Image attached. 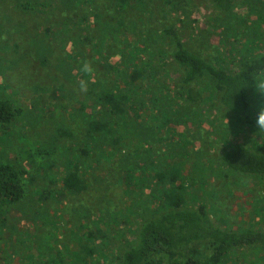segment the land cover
Segmentation results:
<instances>
[{
  "label": "trees",
  "instance_id": "trees-1",
  "mask_svg": "<svg viewBox=\"0 0 264 264\" xmlns=\"http://www.w3.org/2000/svg\"><path fill=\"white\" fill-rule=\"evenodd\" d=\"M1 1L23 18L13 24L10 16L0 23V52L10 51L8 66L0 62V70L37 69L30 81L41 74L51 82L50 97L63 94L54 98L47 120L59 111L58 118L66 122L56 129L59 139L43 141L35 154L7 146L15 158L0 163V234L10 228L8 209L38 218L44 206L38 208L37 201L61 204L58 196L72 202L90 196L104 220L110 216L104 207L114 204L115 190L122 186L121 208L113 206L111 221L127 229L113 238L116 250L105 252L108 236L96 229L86 233L74 264H229L231 253L244 249L261 252L251 264H264V228L235 230L219 225L223 221L216 216L212 224L205 204L188 196L190 185L198 181L212 185L216 196L218 187L232 195L251 180L264 203V139H253L261 101L251 87L237 91L249 79L252 63L264 57L258 26L264 23V0H211L220 14L219 26L236 20L239 8L245 7L257 20L249 23L241 15L247 30L258 29L248 40L239 41L236 33L222 29L225 39L233 36L234 41L221 53L217 47L208 52L211 45L198 37L196 47L189 45L175 28L189 19L195 0ZM0 14L6 16V11ZM9 23L10 29L5 28ZM55 34L63 37L62 50L52 45ZM21 48L25 50L19 53ZM84 61L95 69L87 93L78 87ZM11 88L10 100H0V128L23 120L30 122L24 129L36 127L34 112L43 111L42 117L50 113L37 103L45 90L23 108ZM205 106L228 120L221 154L215 158H208L202 142H195L207 115ZM246 131L252 135L246 142H227V136ZM102 172H107L105 178ZM39 179L46 181V195L34 186ZM88 214L84 209L79 215ZM87 227L82 222L77 229Z\"/></svg>",
  "mask_w": 264,
  "mask_h": 264
},
{
  "label": "rangeland",
  "instance_id": "rangeland-1",
  "mask_svg": "<svg viewBox=\"0 0 264 264\" xmlns=\"http://www.w3.org/2000/svg\"><path fill=\"white\" fill-rule=\"evenodd\" d=\"M0 2V11H6L7 16L0 14L1 24L5 23L6 19L10 21V16L13 24H16L23 18L21 14L14 13V11L10 9V6H6L7 3L2 4L3 1L1 0ZM194 3V7L190 10L189 19H187L184 25H177L175 27L177 31L181 32L180 36L189 45L196 47L199 42L194 41V38L198 37L200 41L211 45L208 52H210L212 48L217 47V51L221 53L223 46H227L228 42L234 41L233 36H229L228 40L225 39V35H223L221 30L226 29V27L228 28V32L233 35L236 33V35L239 36V41L241 39L248 40L249 38L255 37L254 33L250 32H256L258 29L252 27L247 30L242 24L243 19H241V15L244 14L246 15L247 21L250 20L249 23H257V20L247 13L248 9L246 7L239 8L236 20L228 23L224 22L223 26H219V19L217 20V18L220 17V14L216 13L211 0H195ZM262 25H264V23L258 24L259 34H261L259 38L260 41H264V27H262ZM5 28L10 29V23ZM248 28L250 27L248 26ZM55 39L56 42L52 44L53 47H55L57 51L62 50L61 44L63 42V37L57 34ZM16 42L20 45V42L15 41V43ZM2 47L8 46L4 44ZM203 47L205 48V45H203ZM23 50L25 49L21 48L18 52L22 53ZM258 52V50H255V53ZM0 55L1 58L4 59L0 62L6 63L10 61V51L0 52ZM5 65L8 66V62ZM34 69V67H31V69L25 71L22 68L10 72L9 67V69L4 71L0 70V77H3L0 100H10L11 85V91L17 92L19 95L17 99L14 97V100H16L18 105L25 108L29 106V101L33 100L38 93L45 90L37 103L44 107V112H52L51 103L54 98L62 97L63 94L59 92L50 97L47 94L49 89L47 87H49L48 85L51 82L41 74L36 76L37 79L35 81H30V77L34 76L37 72V69ZM56 75L58 76V74ZM171 75L174 77L172 73ZM0 82H2V80H0ZM204 109L207 115L201 127L197 130V132H199V137L195 142L197 146L202 142L203 150L207 152L208 158H215L221 154L223 139H225L223 129H226L225 124L228 120L227 118L218 117V113L209 110L208 107ZM51 112L42 117L43 111L40 112L36 110L31 119L35 121L36 127L29 126L24 129L23 126L29 125L30 122L28 124L23 120L14 123L12 126L8 125V128H0V163H4L6 160L12 162L11 160L15 158V151L7 147L8 145L10 146V143H12L13 148H16V146L17 148L23 147L25 151L35 154V151L40 148V144L43 141L48 140L52 136L59 139L56 129L59 127V123L64 124L66 119L58 118L60 114L59 111H53L54 113L56 112L53 115L57 114L56 118L51 117L52 119L47 120L50 118V116H47L51 114ZM64 118L66 117L64 116ZM10 129L13 131V134ZM181 129L180 127L178 128L179 131ZM10 135L12 139H10ZM20 136H25L27 141H23ZM246 137H252L249 131H246L244 134L240 133L239 135L231 134L226 137V140L230 144H237L246 142V140H244ZM171 139L174 138L171 137ZM256 140L259 141L260 139L257 138ZM160 149L164 150L163 145ZM36 159L39 158L36 156ZM24 161L26 169L29 170V165L25 159ZM48 171L49 170H45L43 173L46 174ZM30 172L33 173L32 168ZM53 173L58 172L57 170H53ZM100 175H103L105 178L107 172H102ZM218 184L219 181H216V186H219ZM34 186L41 192L46 188V181L40 179L36 180ZM211 188L212 185L208 183L205 186L200 185L198 181L191 184L188 191V196L192 194L196 197V202H203V204H205L210 223L215 224L216 220L220 219L224 223L219 222V225L230 224L231 228L235 230L238 228L244 230H259L264 228V203L261 202L260 193L256 190L257 187L251 183V180H249L247 184L241 183L238 188L236 187L232 195L227 194L225 189L223 190L221 187H218V192H216L215 196L212 194ZM122 190V186L117 187L113 196L115 199L114 204H108L104 207V211L106 208L105 214L107 211L110 212V216L108 218L105 217L106 219L104 220L102 219V213L97 214L96 208L93 207L96 202L90 196L89 198L86 196L79 200H74L73 202L70 201L68 197L59 198L58 196L56 199L61 200V204H59V202H54L56 205L38 200V208L44 206L41 208V211L44 213L39 214L40 216L38 218H35L34 215L30 216L28 212L25 215H21L16 208L8 209L6 219H8L7 222L10 228L5 231L3 235L0 234V264H60L61 261H64L65 264H74L76 259L75 254L80 252V245L87 241V234L100 228L108 236V245L106 246L105 252L113 253L116 250L117 244L113 238L119 236L120 233H125L127 229L124 223H122L119 228L118 225L115 226L111 221V212L114 209L113 206L118 204L121 208L118 197L121 195ZM45 192L46 189L44 190V195H46ZM87 194L89 195L91 192L88 191ZM75 207H77V209H75ZM84 209L89 213L87 217L79 215L83 213ZM122 210L123 208L119 210L120 215L122 214ZM215 216L218 217V219ZM96 218H99V220L102 219V221H95ZM82 222L88 226L87 229L85 228L86 230L77 229V226ZM96 224H98V226ZM131 237L132 236L128 238L130 239ZM79 240L82 241L80 242ZM255 254L256 255H254V252L248 251L247 249L235 251L230 255L231 262L229 264H251L254 257H261V252Z\"/></svg>",
  "mask_w": 264,
  "mask_h": 264
},
{
  "label": "clouds",
  "instance_id": "clouds-1",
  "mask_svg": "<svg viewBox=\"0 0 264 264\" xmlns=\"http://www.w3.org/2000/svg\"><path fill=\"white\" fill-rule=\"evenodd\" d=\"M251 66H253V71L250 73L249 79L237 91L242 88L251 87L253 89V95H258L260 97L261 102L256 106L257 111L255 117L257 131L253 139H255L256 136L260 137V139H264V57H257ZM78 71L81 74V78L78 81L79 90L82 93H87L91 77L95 72L93 64L90 61H84L80 65Z\"/></svg>",
  "mask_w": 264,
  "mask_h": 264
}]
</instances>
